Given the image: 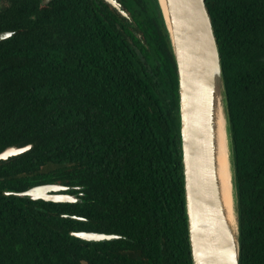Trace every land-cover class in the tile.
Masks as SVG:
<instances>
[{"label":"trees","instance_id":"1","mask_svg":"<svg viewBox=\"0 0 264 264\" xmlns=\"http://www.w3.org/2000/svg\"><path fill=\"white\" fill-rule=\"evenodd\" d=\"M101 1L99 13L89 0H52L46 20L3 50L0 149L33 145L0 160V264H192L161 14L156 0L152 13L146 0H119L130 22ZM206 3L229 100L239 264H264V0ZM42 182L85 185L87 195L68 203L1 192ZM68 229L127 238L86 241Z\"/></svg>","mask_w":264,"mask_h":264},{"label":"water","instance_id":"2","mask_svg":"<svg viewBox=\"0 0 264 264\" xmlns=\"http://www.w3.org/2000/svg\"><path fill=\"white\" fill-rule=\"evenodd\" d=\"M104 1L132 22L119 0ZM156 3L177 74L180 160L191 263L239 264V197L232 124L220 49L207 3L206 0H156ZM10 33L1 32L0 39ZM32 145H8L0 150V160L22 153ZM83 188L80 184L42 182L21 190L2 189V194L77 203L84 201ZM60 216L86 220L75 213ZM67 234L86 241L127 238L117 232L83 229H68Z\"/></svg>","mask_w":264,"mask_h":264},{"label":"flooded vegetation","instance_id":"3","mask_svg":"<svg viewBox=\"0 0 264 264\" xmlns=\"http://www.w3.org/2000/svg\"><path fill=\"white\" fill-rule=\"evenodd\" d=\"M88 6L92 10H96L99 13H101L100 11H102L104 7L101 0H89ZM127 11L129 13L130 10ZM50 13H52V0H0V33L4 31L12 32L8 36L0 39V70L7 58L6 54H3V50L6 49L5 46L7 43H9L12 36L18 31H21V29H23L24 31L28 28L36 27L37 23L40 22L39 19H41V21H45V18H47ZM6 89L7 86L2 87V90L6 91ZM6 146H4L3 148H5ZM3 148H1L0 150H2ZM16 155L9 156L8 158ZM83 186V191L85 193L83 197H85L87 195L85 191L86 186ZM87 220L88 219L86 218V220L84 221ZM83 264H87V261Z\"/></svg>","mask_w":264,"mask_h":264},{"label":"rangeland","instance_id":"4","mask_svg":"<svg viewBox=\"0 0 264 264\" xmlns=\"http://www.w3.org/2000/svg\"><path fill=\"white\" fill-rule=\"evenodd\" d=\"M146 2H147V5H148V7H149V9H150V12L152 13V11L154 12L155 11V9H154V6H153V4L150 2V0H146ZM128 4V6H129V3H127ZM150 61L154 64L155 63V59L153 58V57H150ZM148 63H149V61H148Z\"/></svg>","mask_w":264,"mask_h":264}]
</instances>
